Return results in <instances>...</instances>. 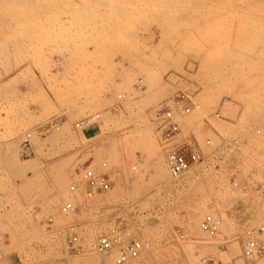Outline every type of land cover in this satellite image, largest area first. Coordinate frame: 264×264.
<instances>
[{
    "label": "rangeland",
    "instance_id": "obj_1",
    "mask_svg": "<svg viewBox=\"0 0 264 264\" xmlns=\"http://www.w3.org/2000/svg\"><path fill=\"white\" fill-rule=\"evenodd\" d=\"M20 1L9 13L0 1V264H116L118 251L95 248L116 225L136 243L127 264H264V253H243L245 230L264 225V0ZM35 71L47 85L38 96L67 120L33 119L19 81ZM181 90L202 104L186 136L214 134L205 119L220 109L215 127L243 142L220 166L200 163L177 179L156 112ZM104 162L111 190H69L85 184L86 164ZM69 200L87 208L64 213ZM208 213L224 218L216 237L201 228ZM72 225L79 252L67 246Z\"/></svg>",
    "mask_w": 264,
    "mask_h": 264
},
{
    "label": "built area",
    "instance_id": "obj_2",
    "mask_svg": "<svg viewBox=\"0 0 264 264\" xmlns=\"http://www.w3.org/2000/svg\"><path fill=\"white\" fill-rule=\"evenodd\" d=\"M122 97V95H119ZM115 109H119L120 105H114ZM202 109V104L197 102L194 95L187 91H178L171 103H164L157 109L156 116L159 122L161 138L166 145V160L171 175L180 179L191 173L194 166L200 163H215L220 166L226 154L235 156L242 147L243 138L241 135L232 137L223 135L213 123V120L223 119L224 115L221 110H216L212 115L205 119L206 130H212L211 134L204 136L203 142L195 134L185 135L186 117ZM96 116H100L97 113ZM96 116H92L95 118ZM89 122V118L78 122V126H83ZM37 131L45 134L48 131L47 126L38 127ZM258 134L262 132L257 129ZM31 133L27 134L24 143H30ZM105 167L98 171L92 167L91 163L86 164L82 171V180L84 185L72 183L69 186L71 192H78L80 189L87 197H93L97 194L105 193L112 188V180L109 170H106L107 162L103 163ZM231 184L240 185V178L237 174H230ZM87 208L86 202L75 203L73 200L65 202L62 211L80 212ZM234 219L240 220L239 216H232ZM250 219V218H248ZM223 216L216 213H208L204 216L201 228L210 237H216L223 224ZM70 235L67 239V246L73 251H80L82 245L80 243V235L75 231V225L70 227ZM264 233V225L250 226L245 230L246 241L244 242L243 253L247 259H254L264 253V240L261 236ZM182 237L184 235H181ZM135 244H127L123 237L122 228L116 225L105 231L96 242L95 248L100 253L118 251L116 264H127L131 259V254L135 251Z\"/></svg>",
    "mask_w": 264,
    "mask_h": 264
},
{
    "label": "crops",
    "instance_id": "obj_3",
    "mask_svg": "<svg viewBox=\"0 0 264 264\" xmlns=\"http://www.w3.org/2000/svg\"><path fill=\"white\" fill-rule=\"evenodd\" d=\"M36 75H29L28 78L31 77H36V80L31 82L29 79L26 81H22L20 80V89L24 92H32L33 98H31L30 100V106L29 108L33 111V119H35V121L37 123H42L44 122V120L48 121L50 119H54L56 118H60V120L65 121L68 118V114H63L62 116H57L58 112L61 111V107L58 105V103L56 104L55 102V107H46L44 105L45 100H47L48 98L46 97V95L43 93L41 96H38V91L41 88V85H43V88L47 89V85L44 82V80H42L43 75L40 71H35ZM6 79V78H4ZM20 79V78H19ZM3 81V78L0 75V85ZM49 94V93H48ZM36 95V99L34 100ZM81 108H85V105H79V107L77 108L78 110ZM0 116H4V113H0ZM48 119V120H47ZM86 125V124H85Z\"/></svg>",
    "mask_w": 264,
    "mask_h": 264
},
{
    "label": "bare ground",
    "instance_id": "obj_4",
    "mask_svg": "<svg viewBox=\"0 0 264 264\" xmlns=\"http://www.w3.org/2000/svg\"><path fill=\"white\" fill-rule=\"evenodd\" d=\"M0 1L2 2V6L6 7L5 10H4V12L6 11L7 13H9V11L7 10V7H12V6L15 7V5H16V3H17V2H16V3H11V2H10L11 0H10V1H9V0H0ZM14 1H15V0H14ZM18 1H20V0H18ZM23 1L25 2V0H23ZM23 1H22V2L20 1V2L23 4ZM29 1H30V0H29ZM38 1H39V0H38ZM59 1H60V0H59ZM42 2H44V0H43ZM53 2H56V0H55V1H52V3H53ZM70 2H71V1H70ZM21 3H20V4H21ZM25 3H26V2H25ZM46 3H47V2H46ZM12 4H13V5H12ZM14 4H15V5H14ZM17 4H18V3H17ZM39 4H40V3H39ZM41 5H43V4H41ZM41 5H39V6H41ZM58 5H59V4H58ZM63 5H65V4H63ZM66 5H67V4H66ZM37 6H38V5H37ZM53 6H54V5H53ZM55 6H57V4H55ZM4 7H3V8H4ZM18 7H20V5H19ZM18 7H17V8H18ZM51 7H52V6H51ZM0 8H1V10L3 9V8L1 7V3H0ZM41 8H42V6H41ZM46 8H47V6H46ZM12 9H13V7H12ZM15 9H16V8H15ZM31 9L34 10L33 8H31ZM36 9H38V8L36 7ZM36 9H35V10H36ZM49 9H50V8H49ZM10 10H11V9H10ZM17 10H18V9H17ZM35 10H34V11H35ZM40 10H41V9H40ZM40 10H39V11H40ZM58 10H59V9H58ZM19 11H20V12H19ZM19 11H17V12H19V14H18V13H13L12 15L10 14L9 16H10L11 18H13V19H14V17L16 18L17 16H19V17L22 16V14H20V13H22V9H21V10L19 9ZM30 11H31V10H30ZM41 11H42V10H41ZM4 12H2V14H3ZM14 12H15V11H14ZM23 12H25V11H23ZM31 12H32V11H31ZM49 12H50V11H49ZM39 13H40V12H39ZM39 13H38V14H39ZM4 14H5V13H4ZM14 14H16V15L18 14V15H17V16H16V15L14 16ZM25 14H26V12L24 13V15H25ZM27 14H28V13H27ZM24 15H23V17H24ZM29 15H30V14H28V16L26 15L25 18H26V17L29 18ZM32 15H33V14H32ZM34 15H36V14L34 13ZM39 15H40V14H39ZM12 16H13V17H12ZM47 16H48V15H47ZM0 17H1V15H0ZM3 17H4V16H3ZM3 17H2V18H3ZM32 17H33V16H32ZM7 18H9V17H7ZM21 18H22V17H20V19H21ZM27 18H26V19H27ZM49 18H50V17H49ZM57 18H58V17H57ZM20 19H19V20H20ZM23 19H24V18H22V21H23ZM26 19H25V20H26ZM35 19H36V18H35ZM38 19H39V18H38ZM2 20H3V19H2ZM9 20H10V19H9ZM15 20H16V19H15ZM27 20H29V19H27ZM30 20H31V19H30ZM0 21H1V20H0ZM6 21H7V20H6ZM20 21H21V20H20ZM40 21H41V20H40ZM74 21H76V20H74ZM1 22H2V21H1ZM14 22H15V21H14ZM48 22H51V20H50V21L48 20ZM52 22H53V21H52ZM2 23H4V22H2ZM2 23H1V24H2ZM24 23H25V22H24ZM4 24H5V23H4ZM7 24H8V23H7ZM9 24H10V23H9ZM9 24H8V25H9ZM2 25H3V24H2ZM19 25H20V24H19ZM44 25H45V24H44ZM15 26H16V25H15ZM41 26H42V25H40V27H41ZM38 27H39V26H38ZM2 28H3V27H2ZM11 28H13V27H11ZM4 30H5V29L2 30L3 33H4ZM8 30H9V28H8ZM6 31H7V30H6ZM6 31H5V32H6ZM12 31H13V30H12ZM8 32H9V31H8ZM8 32H7V33H8ZM4 34H5V33H4ZM9 35H10V34H9ZM6 37H7V34H6ZM8 38H9V37H8ZM256 131H257V130H256ZM145 133H146L147 135H151V134H154V130H153V128L150 126V127H148V128L145 130ZM187 176H188V175H187ZM184 177H185V176H184ZM184 177H183V178H184ZM56 239H57V241H59L58 238H56ZM238 248H239V246H238ZM239 250H240V249H238V252H239V254H240V251H239ZM237 255H238V254H237ZM235 257H236V256H235Z\"/></svg>",
    "mask_w": 264,
    "mask_h": 264
}]
</instances>
